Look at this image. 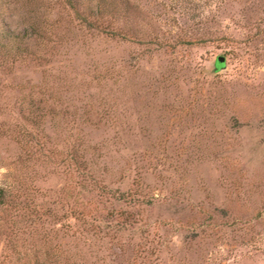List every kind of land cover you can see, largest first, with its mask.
Wrapping results in <instances>:
<instances>
[{
	"label": "rangeland",
	"instance_id": "374dc122",
	"mask_svg": "<svg viewBox=\"0 0 264 264\" xmlns=\"http://www.w3.org/2000/svg\"><path fill=\"white\" fill-rule=\"evenodd\" d=\"M130 3L0 0V264H264V0Z\"/></svg>",
	"mask_w": 264,
	"mask_h": 264
},
{
	"label": "trees",
	"instance_id": "16d2710c",
	"mask_svg": "<svg viewBox=\"0 0 264 264\" xmlns=\"http://www.w3.org/2000/svg\"><path fill=\"white\" fill-rule=\"evenodd\" d=\"M63 2L71 9L75 18L88 28L96 29L99 32H102L105 36L111 38L117 36L127 37V32L122 31L121 26H118L116 21H118L117 18L119 14H122L123 12L127 13V11L132 8L130 0H63ZM30 19L31 18H28L23 30L17 34L10 28L7 29L6 36L5 33H0L2 38L5 37V41L2 42V44L5 43V52L7 53V56L13 60L16 57L25 59L27 57L36 56V52L30 39L31 37L38 36L43 38L44 32L37 23ZM153 37L154 36H150L145 41L154 42ZM139 39L143 40V38ZM182 41H188V39L182 38ZM70 158L76 168L82 166V162L76 160L73 155H71ZM4 195L5 189L0 186V200ZM131 195L132 193L121 191L116 198L127 199V197L131 198ZM77 211H79L81 215H85L90 212V208H85V206H83ZM108 213L111 218L115 219L124 218V220L128 219L129 221H132V218L134 217L129 210L122 207H114L110 209Z\"/></svg>",
	"mask_w": 264,
	"mask_h": 264
},
{
	"label": "water",
	"instance_id": "95a60500",
	"mask_svg": "<svg viewBox=\"0 0 264 264\" xmlns=\"http://www.w3.org/2000/svg\"><path fill=\"white\" fill-rule=\"evenodd\" d=\"M224 61H225V56L223 54H218L215 57V67H224Z\"/></svg>",
	"mask_w": 264,
	"mask_h": 264
}]
</instances>
